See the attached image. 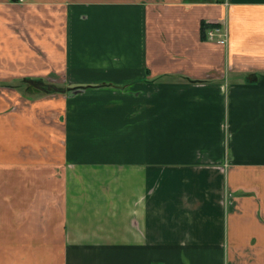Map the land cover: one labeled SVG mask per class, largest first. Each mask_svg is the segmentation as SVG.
<instances>
[{"label":"crops","instance_id":"1","mask_svg":"<svg viewBox=\"0 0 264 264\" xmlns=\"http://www.w3.org/2000/svg\"><path fill=\"white\" fill-rule=\"evenodd\" d=\"M0 264H264V0H0Z\"/></svg>","mask_w":264,"mask_h":264},{"label":"built area","instance_id":"2","mask_svg":"<svg viewBox=\"0 0 264 264\" xmlns=\"http://www.w3.org/2000/svg\"><path fill=\"white\" fill-rule=\"evenodd\" d=\"M205 37L210 41H214L219 44H226L228 31L225 25L217 23L205 30Z\"/></svg>","mask_w":264,"mask_h":264},{"label":"trees","instance_id":"3","mask_svg":"<svg viewBox=\"0 0 264 264\" xmlns=\"http://www.w3.org/2000/svg\"><path fill=\"white\" fill-rule=\"evenodd\" d=\"M203 30H205V28H204ZM204 32H205V31H204Z\"/></svg>","mask_w":264,"mask_h":264}]
</instances>
